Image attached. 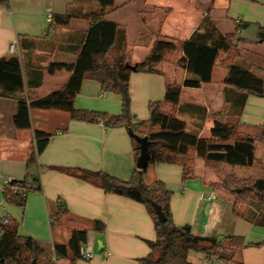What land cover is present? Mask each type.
Returning <instances> with one entry per match:
<instances>
[{"label": "crops", "instance_id": "0c3cea01", "mask_svg": "<svg viewBox=\"0 0 264 264\" xmlns=\"http://www.w3.org/2000/svg\"><path fill=\"white\" fill-rule=\"evenodd\" d=\"M73 2L10 0L9 6H0V57L18 55L21 58L25 91L32 97L63 88L72 75L67 69L50 72L48 68L52 62L76 59L88 27L87 19L74 18L67 26L50 29L47 26L50 13H64ZM211 5L210 14L225 33H233L241 20L264 26V0H115L109 18L126 28L135 63L148 55L155 33L186 41ZM257 33L256 25L238 30V35L247 39L242 43L243 48L255 62L264 66V43L257 40ZM182 55L181 49L171 53L159 65L162 73H131V111L136 119L151 120L150 103L164 100L167 84L185 75V71L170 60ZM226 58L228 53L222 52L211 82L201 87H184L182 102L200 105L210 113L226 109L231 99L240 98L234 91L225 94L222 80L227 72L223 63ZM74 103L76 108L112 114L122 109L119 95L102 90L101 84L91 79L84 81ZM17 108L16 99L0 97V222L5 219L18 222L22 234L52 246L55 241L65 242L69 238L70 230L51 226L52 215L61 203H66L79 220L98 219L105 224L103 231L89 230L84 250L92 256H82L77 264H141L140 258L151 251L149 241L156 239L154 221L146 205L106 192L97 184L67 171L50 168L59 165L102 170L130 179L140 151L137 153L129 129L126 126L108 128L101 120L81 121L65 110L37 107L30 108L31 126L22 128L14 120ZM188 119L197 120L193 116ZM237 119L247 132H259L264 125V97L249 95ZM212 126V118L207 117L201 135L210 136ZM36 130L52 135L38 156L37 164L29 169ZM184 158L181 163H157L151 167V173L147 172L149 179L157 177L173 191L174 222L190 224L200 235H243L242 264H264V245L259 244L264 242V229L235 214L230 192L213 184L216 174L204 159L195 153L190 158L192 162ZM185 169L189 172L186 177ZM32 172L39 173L40 188L24 189L26 206L22 209L6 205L2 192L5 178L11 176L22 181ZM213 193L215 198L211 197ZM181 258L190 264H225L219 258L209 259L204 253L193 250H182Z\"/></svg>", "mask_w": 264, "mask_h": 264}, {"label": "trees", "instance_id": "16d2710c", "mask_svg": "<svg viewBox=\"0 0 264 264\" xmlns=\"http://www.w3.org/2000/svg\"><path fill=\"white\" fill-rule=\"evenodd\" d=\"M90 1V4L87 2ZM10 0H0V6H9ZM115 0H74L64 13H52L49 29L67 26L74 18H85L88 27L83 33L80 50L73 61L52 62L50 72L67 69L72 72L68 83L45 96L32 97L25 91L23 65L18 55L0 57V97L18 102L14 120L18 127L31 126L30 108H57L70 112L72 118L95 122L101 120L106 127L126 126L131 135L148 136L150 160L147 168L135 167L130 179H121L102 170L52 165L54 170L67 171L84 178L106 192L124 195L146 205L152 215L156 239L149 241L151 251L140 258L141 264H190L181 258L182 250L204 253L209 259L219 258L225 264H242L241 252L245 247L243 235L225 237L196 234L190 224L178 225L173 220L171 199L173 191L164 181L147 178L148 168L157 163H181L185 156L195 153L204 159L217 177L214 185L226 189L233 198V211L244 220L264 229V125L259 132H247L239 118L249 95L264 97V66L243 48L245 37L238 35L251 25L258 28L257 40L264 43V26L249 21L236 23L233 33H225L211 16L212 5L192 35L184 42L155 33L148 55L139 62L132 61L126 28L109 18ZM181 49L183 55L174 59L178 68L185 71L179 80L166 86L164 100L152 101L150 110L155 120L147 122L136 119L131 111L130 75L133 71L162 73L159 65L171 53ZM222 52L228 53L223 60L226 75L222 80L225 94L239 93L240 98L231 99L229 106L220 111L207 113L200 105L184 103L181 94L184 87H201L213 80L215 66ZM136 66L133 70L127 64ZM86 79L101 84L102 90L119 95L122 109L118 114L75 107V97ZM188 116L197 120L189 121ZM207 117L212 118L210 136L201 135ZM52 133L35 131L34 148L28 162L29 169L37 164L38 156L46 148ZM136 151L139 142L133 137ZM257 164L258 169L250 172ZM185 169V177L189 174ZM250 172V173H249ZM38 183L33 187V183ZM39 173H29L22 181L13 179L3 185V199L8 206H26L24 189H39ZM152 201L161 205L166 220L160 221ZM70 228L65 242L55 241L47 246L37 238L22 234L17 222H0V264H77L83 256L81 248L88 240L91 229L103 231L101 220L81 221L72 215L66 203L59 205L51 217L53 229ZM264 245V242L259 243Z\"/></svg>", "mask_w": 264, "mask_h": 264}, {"label": "water", "instance_id": "95a60500", "mask_svg": "<svg viewBox=\"0 0 264 264\" xmlns=\"http://www.w3.org/2000/svg\"><path fill=\"white\" fill-rule=\"evenodd\" d=\"M128 67L135 70L136 66L132 64H127ZM151 120H155L154 112H151ZM132 136L139 142V150L140 153L137 157V167L144 169L147 168L149 165L150 160V140L148 136H139L137 134H132ZM152 205L154 207V210L157 214V217L160 221L166 220V215L161 207L157 202L152 201Z\"/></svg>", "mask_w": 264, "mask_h": 264}, {"label": "rangeland", "instance_id": "374dc122", "mask_svg": "<svg viewBox=\"0 0 264 264\" xmlns=\"http://www.w3.org/2000/svg\"><path fill=\"white\" fill-rule=\"evenodd\" d=\"M146 15H147V14H146ZM48 26H49V25H48ZM48 26H47V28H49ZM174 59H175V58L173 57V58L170 59V60H171V61H174ZM219 67L221 68V66H219ZM230 120H231V121H236L237 118L234 117V118H231ZM191 156H193V153H191L189 156H186V157H185V158H187V161H188V162H192V160H190ZM185 158H184V159H185ZM152 166H153V165L149 166V168H148V170H149L148 172H149V173H151L150 171H152V168H151ZM256 169H258L257 164L254 166V169H251V170H250V172H254V170H256ZM250 172H249V173H250ZM149 177H151L150 174H147V178H148L149 181H152V180H154V179H158L157 177H155V178H153V179H149ZM74 226H76V223H75L74 221H70L68 224H66V226H65L64 228H66V230H70V228H72V227H74ZM69 234H70V233L68 232V235H69ZM65 261H66V260H65ZM62 263L64 264V261H62ZM66 264H68V261H66Z\"/></svg>", "mask_w": 264, "mask_h": 264}, {"label": "built area", "instance_id": "2783aa9c", "mask_svg": "<svg viewBox=\"0 0 264 264\" xmlns=\"http://www.w3.org/2000/svg\"><path fill=\"white\" fill-rule=\"evenodd\" d=\"M51 18H52V13L49 14V20H51ZM12 180H13V177H11V176H7V177L5 178V180H4V183H5V184H8V183H10ZM211 197H212V198H215L216 195L213 193V194L211 195ZM6 221H7V220L5 219L3 222H6ZM81 252H82L83 256H86V257H91V256H92L91 253H88L87 251L84 250V247L81 248Z\"/></svg>", "mask_w": 264, "mask_h": 264}]
</instances>
